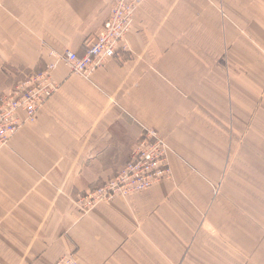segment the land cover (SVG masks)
<instances>
[{
    "label": "crops",
    "instance_id": "1",
    "mask_svg": "<svg viewBox=\"0 0 264 264\" xmlns=\"http://www.w3.org/2000/svg\"><path fill=\"white\" fill-rule=\"evenodd\" d=\"M140 1L128 50L88 79L58 64L57 92L0 150V264L264 253V133L232 118L264 93L263 70L249 71L264 0ZM112 2L0 0V95L51 52L81 56ZM146 129L170 148L171 180L79 213L76 197L111 180Z\"/></svg>",
    "mask_w": 264,
    "mask_h": 264
},
{
    "label": "built area",
    "instance_id": "2",
    "mask_svg": "<svg viewBox=\"0 0 264 264\" xmlns=\"http://www.w3.org/2000/svg\"><path fill=\"white\" fill-rule=\"evenodd\" d=\"M108 18L101 33L84 42V52L50 53L53 61L42 70L26 76L0 95V150L7 147L18 130L31 124L44 104L57 92L53 72L58 64L66 66L70 74L83 78L103 68L118 50H128L127 38L132 30L140 0H112ZM23 113L21 119L19 114ZM170 148L154 130L146 129L132 149L129 161L104 185L78 195L75 205L79 213L87 214L99 204L116 198H127L144 192L162 181L172 178L168 162ZM53 264H77L72 254L64 255Z\"/></svg>",
    "mask_w": 264,
    "mask_h": 264
},
{
    "label": "rangeland",
    "instance_id": "3",
    "mask_svg": "<svg viewBox=\"0 0 264 264\" xmlns=\"http://www.w3.org/2000/svg\"><path fill=\"white\" fill-rule=\"evenodd\" d=\"M253 34L255 35V31ZM249 45L254 53L253 57H250L249 62L250 79H252L251 74L255 72L253 68L262 69L264 73V50H262L261 48L259 49L252 42V40H249ZM257 55L259 56L258 60ZM260 58L263 59L261 60ZM252 102H254L252 107L234 109L232 118L233 120H240L241 115L243 116V118L245 116L246 118H248L247 124L245 125L248 131L244 128V132H248L250 134H261L264 133V93L257 94L255 101ZM229 130L232 131L231 127H229ZM212 264H264V253H252L249 254L248 257H242L241 254L235 253L232 255L212 253Z\"/></svg>",
    "mask_w": 264,
    "mask_h": 264
}]
</instances>
